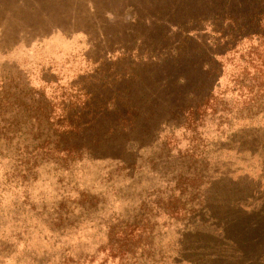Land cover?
I'll use <instances>...</instances> for the list:
<instances>
[{"label":"rangeland","instance_id":"obj_1","mask_svg":"<svg viewBox=\"0 0 264 264\" xmlns=\"http://www.w3.org/2000/svg\"><path fill=\"white\" fill-rule=\"evenodd\" d=\"M156 1L0 0V79H10V92L27 84L18 64L57 58L46 74L57 117L67 85L82 83L97 109L113 94L117 107L74 133L67 160L33 159L24 124L0 133V264H264V105L243 121L226 115L237 103H218L193 127L174 109L215 87L204 74L184 69L190 81L175 84L158 71L128 93L118 78L123 67L140 68L114 61L111 49ZM118 101L144 104L126 136L117 132ZM144 101L156 105L147 119Z\"/></svg>","mask_w":264,"mask_h":264},{"label":"trees","instance_id":"obj_2","mask_svg":"<svg viewBox=\"0 0 264 264\" xmlns=\"http://www.w3.org/2000/svg\"><path fill=\"white\" fill-rule=\"evenodd\" d=\"M163 1L151 3V8H140L139 14L127 21L126 30L121 32L122 39L116 40L111 49L114 61L132 62V67L140 68L136 71L123 67V72L118 74L124 92L133 91V85H143L155 78L158 71L166 78L165 83L174 77L175 84L189 82L190 76L184 75L187 70L204 74V78L215 85L195 105H177L174 109V115L180 114L188 126L194 127L198 121H203L205 111L218 103H237L236 109L231 105L226 115L233 114V119L243 121L242 118L250 116L251 108L260 111L264 105V0H168L162 4ZM57 64V58L43 57L29 67L18 64L27 79L23 93L18 95L8 90L9 78L0 79V133H15L18 126L24 124L25 149L31 151L33 159L72 157L76 151L69 149V140L75 137L74 133L91 129L93 124L99 123L98 118L103 113L107 116L100 117L102 120L110 118L109 111L117 108L113 94L99 104L102 109L99 110L95 99H87L92 93L82 83L76 89L67 85L61 93L63 101L68 103L57 117L58 98L55 90L48 93L53 82L46 81V76L54 74ZM32 77L40 81L38 87L30 82ZM202 82L199 77L196 91L203 87ZM186 96L194 97L193 91ZM118 103L117 132L126 136L144 114V104ZM144 103L151 106L147 119L156 105ZM7 109L18 112L6 119L3 111ZM71 109L74 116L67 114ZM249 126L247 123L243 128ZM64 141L68 143L61 145ZM169 203V208L173 209L178 202L173 199ZM224 236L229 239L226 231Z\"/></svg>","mask_w":264,"mask_h":264}]
</instances>
